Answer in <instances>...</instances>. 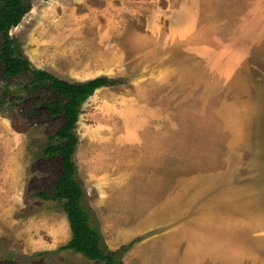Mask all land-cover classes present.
<instances>
[{"label": "rangeland", "instance_id": "374dc122", "mask_svg": "<svg viewBox=\"0 0 264 264\" xmlns=\"http://www.w3.org/2000/svg\"><path fill=\"white\" fill-rule=\"evenodd\" d=\"M10 33L35 67L117 80L77 123V178L106 252L124 264H264V0H33ZM28 81L0 63V264H106L59 249L72 237L63 201L38 194L62 169L43 149L63 116ZM150 104L135 132L129 119ZM154 151L164 159L141 172ZM141 184L145 208L130 207ZM151 184L165 194L154 205Z\"/></svg>", "mask_w": 264, "mask_h": 264}, {"label": "trees", "instance_id": "16d2710c", "mask_svg": "<svg viewBox=\"0 0 264 264\" xmlns=\"http://www.w3.org/2000/svg\"><path fill=\"white\" fill-rule=\"evenodd\" d=\"M32 1L0 0V63L7 77H16L22 73L29 75V81L22 86L28 93L42 87L53 92V97L42 105L50 116H63L62 123L48 136L43 149L44 156H59L62 169L49 190L38 195L43 199L63 201L72 237L60 250L70 249L91 260L105 261L106 264H124L117 252L104 250L100 229L91 223V215L83 203L84 191L77 178L75 160L79 144L77 123L83 103L98 88L114 85L117 80L101 75L84 81H69L33 66L10 33L11 28L17 26L31 9Z\"/></svg>", "mask_w": 264, "mask_h": 264}, {"label": "crops", "instance_id": "0c3cea01", "mask_svg": "<svg viewBox=\"0 0 264 264\" xmlns=\"http://www.w3.org/2000/svg\"><path fill=\"white\" fill-rule=\"evenodd\" d=\"M150 105H153L152 108L154 107V104H150ZM150 105H148V109L146 111H144V117L142 116V117L138 118V120H135V121L129 119V127H131L135 132L140 130V129L137 130L138 127L142 128V127L148 125L147 122L150 121L152 119V116L155 115L157 109L153 108V110H151L152 108L151 109L149 108V107H151ZM148 115H149V117H148ZM132 126H136V127H132ZM171 142H173V141H171ZM138 159L140 162V169L142 172L143 168L141 166L145 160L152 161V163H154L155 166H159L160 160H163L164 158L161 156V154H158L157 152L154 151V152H151V154L144 153L143 155H140ZM154 161L157 163H155ZM155 166H154V168L156 169L157 167H155ZM157 172H158V170L155 171L156 174H157ZM158 173L164 174V171L158 172ZM151 185L153 187V192H152V188L148 187L149 188L148 195L151 196V198H153L151 202L154 205L155 202L153 200L164 198L165 194H164V190L162 189L163 188L162 185H159V186H155L153 184H151ZM136 190H139V187L135 188L134 186H131V185L129 186V192L130 193H134V192H136ZM140 190H141V193L139 192L138 195H136V194L129 195L128 205L130 207L140 206L141 208H145V204L138 201L139 200L138 198H143V185L142 184L140 185ZM151 192H152V194H151ZM157 204L159 206H162L160 202H156V206H157ZM152 209L150 208L149 211ZM139 214H141V213H139ZM144 214H146V212H144L142 215H144Z\"/></svg>", "mask_w": 264, "mask_h": 264}]
</instances>
